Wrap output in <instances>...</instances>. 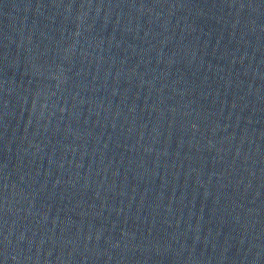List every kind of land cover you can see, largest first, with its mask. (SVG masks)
Masks as SVG:
<instances>
[{"label":"water","instance_id":"1","mask_svg":"<svg viewBox=\"0 0 264 264\" xmlns=\"http://www.w3.org/2000/svg\"><path fill=\"white\" fill-rule=\"evenodd\" d=\"M0 264H264V205L63 0H0Z\"/></svg>","mask_w":264,"mask_h":264}]
</instances>
